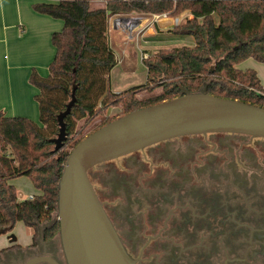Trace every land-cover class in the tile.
<instances>
[{
    "label": "trees",
    "instance_id": "16d2710c",
    "mask_svg": "<svg viewBox=\"0 0 264 264\" xmlns=\"http://www.w3.org/2000/svg\"><path fill=\"white\" fill-rule=\"evenodd\" d=\"M96 1L102 6L92 7ZM32 6L63 25L51 35L55 53L47 76L34 69L29 76L38 89L34 97L40 123L0 111V234L11 231L20 221L33 232V239L40 235L49 241L57 236L59 224L54 219L59 175L71 149L84 138L67 148L69 135L79 119L99 115L106 106L121 105L123 110L90 133L135 109L203 88L214 96L264 108V88L255 71L237 68L247 58L264 63V0H50ZM184 11L190 16L167 34L188 37L192 43L162 48L141 60L149 83L163 81L160 94L137 100L134 95L142 84L118 92L110 90L108 74L117 63L108 41L109 17L132 13L172 17ZM154 35L152 39L165 38L166 34L157 31ZM72 97L74 104L64 118L67 138L54 150L57 115ZM22 175L39 191L32 200L18 199L9 183Z\"/></svg>",
    "mask_w": 264,
    "mask_h": 264
},
{
    "label": "flooded vegetation",
    "instance_id": "af4514ba",
    "mask_svg": "<svg viewBox=\"0 0 264 264\" xmlns=\"http://www.w3.org/2000/svg\"><path fill=\"white\" fill-rule=\"evenodd\" d=\"M88 178L135 264H264V138L173 137L99 163ZM42 242L3 250L0 264H66L58 234Z\"/></svg>",
    "mask_w": 264,
    "mask_h": 264
},
{
    "label": "water",
    "instance_id": "95a60500",
    "mask_svg": "<svg viewBox=\"0 0 264 264\" xmlns=\"http://www.w3.org/2000/svg\"><path fill=\"white\" fill-rule=\"evenodd\" d=\"M74 97L57 115L59 150L67 138L64 118ZM231 132L264 138V108L218 97L201 89L135 109L101 126L69 152L59 175L58 239L66 264H135L99 202L88 178L93 166L154 143L190 134ZM58 264L49 256L33 263Z\"/></svg>",
    "mask_w": 264,
    "mask_h": 264
},
{
    "label": "crops",
    "instance_id": "0c3cea01",
    "mask_svg": "<svg viewBox=\"0 0 264 264\" xmlns=\"http://www.w3.org/2000/svg\"><path fill=\"white\" fill-rule=\"evenodd\" d=\"M40 1L50 0H0V111L10 116L27 117L33 121L39 115L34 97L38 89L30 83L29 76L33 69L40 76H47L48 65L55 53L51 35L60 31L63 25L61 20L33 9L32 4ZM164 19L149 28L148 33L154 35L157 31L160 33L171 29V17ZM154 26H157V31ZM110 39L112 40V37ZM122 54L127 56L124 50ZM237 68L254 70L264 88V63L247 58L240 62ZM15 182V178L9 180L14 186ZM24 194L26 199L30 194H39V191L29 188L28 193ZM9 232L4 233V238L0 239V252L7 250L5 253L15 256L19 250L35 252L43 247L42 237L38 235L33 239V232L26 227L22 235ZM8 257L12 256H7L6 261L10 260Z\"/></svg>",
    "mask_w": 264,
    "mask_h": 264
},
{
    "label": "rangeland",
    "instance_id": "374dc122",
    "mask_svg": "<svg viewBox=\"0 0 264 264\" xmlns=\"http://www.w3.org/2000/svg\"><path fill=\"white\" fill-rule=\"evenodd\" d=\"M100 6H102V2L100 1L92 3V7L94 8ZM148 30L149 29L144 28L142 32L137 36V39L131 42H125L123 38L125 33L123 34L108 30L109 44L115 52V55H117L121 59L120 63L115 65L108 74V85L110 90L112 89L118 92L129 87L139 86L142 84L143 87L137 90L134 95V98H136L137 100H146L148 98L159 95L161 92V87L159 85L163 81L159 80L155 83H149L146 80V68L144 66V63L141 61V55L145 52L148 55L153 51L162 48H169L182 44L192 43L191 39L188 37L179 38L167 34V30L161 32V34H166L165 38L162 35V37L158 36L157 38L152 39V37H155L156 35H150V33H148ZM111 37L112 40L110 39ZM122 50L127 53L126 57L122 54ZM122 110L123 108L121 105L106 106L103 109V112L99 115L79 119L76 123L73 134L69 135L70 144L67 146V148H69V146L73 142L79 140L81 137H85L93 129L98 127L103 120L116 116ZM34 121L38 124L40 123L38 120V116ZM15 179L16 186H13L17 192L18 198L24 199V193H28L29 188H31L32 191L36 190L29 177L22 175L16 177ZM24 228V224L20 221H17L9 233H12L13 231L15 235H22ZM4 236V234H0V239L4 238Z\"/></svg>",
    "mask_w": 264,
    "mask_h": 264
},
{
    "label": "built area",
    "instance_id": "2783aa9c",
    "mask_svg": "<svg viewBox=\"0 0 264 264\" xmlns=\"http://www.w3.org/2000/svg\"><path fill=\"white\" fill-rule=\"evenodd\" d=\"M190 16L189 11H184L179 15L172 16L169 26L173 27L178 25L185 17ZM169 16L166 13L162 14H128V15H112L108 19V30H114L118 33H125L123 38L125 42H131L137 39L139 33L144 28L149 29L153 27L155 23H158L160 19L167 18ZM125 55V54H124ZM147 57V53L141 55V60ZM116 63L119 64L121 59L115 55ZM34 195L30 194L26 199L32 200Z\"/></svg>",
    "mask_w": 264,
    "mask_h": 264
},
{
    "label": "bare ground",
    "instance_id": "6f19581e",
    "mask_svg": "<svg viewBox=\"0 0 264 264\" xmlns=\"http://www.w3.org/2000/svg\"><path fill=\"white\" fill-rule=\"evenodd\" d=\"M161 20H165V19H161ZM161 20H160V21H161Z\"/></svg>",
    "mask_w": 264,
    "mask_h": 264
}]
</instances>
